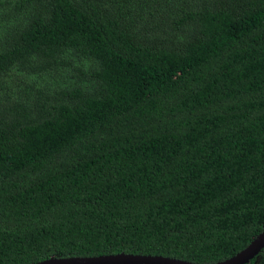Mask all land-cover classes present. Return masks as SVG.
<instances>
[{
	"label": "trees",
	"instance_id": "1",
	"mask_svg": "<svg viewBox=\"0 0 264 264\" xmlns=\"http://www.w3.org/2000/svg\"><path fill=\"white\" fill-rule=\"evenodd\" d=\"M263 225L264 0H0V264Z\"/></svg>",
	"mask_w": 264,
	"mask_h": 264
},
{
	"label": "water",
	"instance_id": "2",
	"mask_svg": "<svg viewBox=\"0 0 264 264\" xmlns=\"http://www.w3.org/2000/svg\"><path fill=\"white\" fill-rule=\"evenodd\" d=\"M262 248L264 225L245 246L226 258L210 262H196L162 254L119 251L94 255H50L29 264H242L248 262Z\"/></svg>",
	"mask_w": 264,
	"mask_h": 264
}]
</instances>
